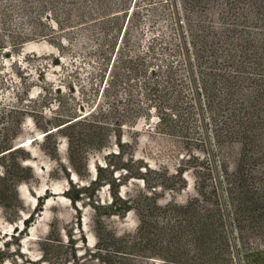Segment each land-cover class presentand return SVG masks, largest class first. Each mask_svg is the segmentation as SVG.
<instances>
[{
    "label": "rangeland",
    "instance_id": "obj_1",
    "mask_svg": "<svg viewBox=\"0 0 264 264\" xmlns=\"http://www.w3.org/2000/svg\"><path fill=\"white\" fill-rule=\"evenodd\" d=\"M0 264H264V0H0Z\"/></svg>",
    "mask_w": 264,
    "mask_h": 264
}]
</instances>
